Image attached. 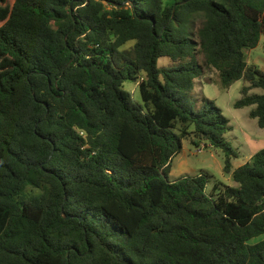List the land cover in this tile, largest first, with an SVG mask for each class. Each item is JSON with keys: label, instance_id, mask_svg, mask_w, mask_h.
<instances>
[{"label": "trees", "instance_id": "16d2710c", "mask_svg": "<svg viewBox=\"0 0 264 264\" xmlns=\"http://www.w3.org/2000/svg\"><path fill=\"white\" fill-rule=\"evenodd\" d=\"M262 36L264 0H0V264H264V149L232 168L228 120L189 101L208 68L242 79L264 129ZM187 137L236 186L169 180Z\"/></svg>", "mask_w": 264, "mask_h": 264}, {"label": "rangeland", "instance_id": "374dc122", "mask_svg": "<svg viewBox=\"0 0 264 264\" xmlns=\"http://www.w3.org/2000/svg\"><path fill=\"white\" fill-rule=\"evenodd\" d=\"M132 44V41L128 42L120 50L130 49ZM245 60L247 66L256 67L264 73L263 36L260 37L255 48L245 51ZM198 61H202L201 57H198ZM169 66H172V62L168 58L157 60L158 68ZM247 85L244 80L240 79L224 89L220 86L218 73L208 68L203 72V76L195 81L189 96L190 104L194 107L197 102H201L202 97L213 101L216 107L220 109L222 115L228 120L230 129L224 134V139L236 154L230 159L231 166L245 162V159L253 154L254 150L264 149V129H260L257 121L249 116L254 106L237 109L233 107L234 102L241 97V89ZM122 89L130 94L134 103L142 106L136 83L126 81L123 83ZM261 93L260 89H252L248 94L259 95ZM226 153L228 152L209 145L204 147L203 143H200L199 147H195L191 143L190 138L187 137L182 139V148L179 154L174 157L170 170L173 173L187 172L189 170L194 175H208L210 181L207 184L206 191L209 192L215 182L231 185L229 175L223 172ZM170 170L169 172H171ZM263 239L264 233L253 238L249 243H255Z\"/></svg>", "mask_w": 264, "mask_h": 264}, {"label": "crops", "instance_id": "0c3cea01", "mask_svg": "<svg viewBox=\"0 0 264 264\" xmlns=\"http://www.w3.org/2000/svg\"><path fill=\"white\" fill-rule=\"evenodd\" d=\"M256 152H257V150H254L253 154H255ZM253 154H251L250 156H248V158L245 159V162L240 163V164H238L236 166H232V168H237V167L243 165L244 163L248 162L250 160V158L253 156ZM173 159L171 160V164H172ZM171 164H170V168H171ZM170 168H169V170H170ZM170 171L171 172H168V177H170L169 180H174V179H177V178H180V177H183V176H188V175L194 176V174H191L192 171H189V170L187 172H181V173H173L172 170H170ZM228 175L230 177L229 180L231 181V185H228V186H233V187L236 186V184L232 181L230 174H228Z\"/></svg>", "mask_w": 264, "mask_h": 264}, {"label": "water", "instance_id": "95a60500", "mask_svg": "<svg viewBox=\"0 0 264 264\" xmlns=\"http://www.w3.org/2000/svg\"><path fill=\"white\" fill-rule=\"evenodd\" d=\"M159 38V37H158ZM67 219V217H65Z\"/></svg>", "mask_w": 264, "mask_h": 264}]
</instances>
